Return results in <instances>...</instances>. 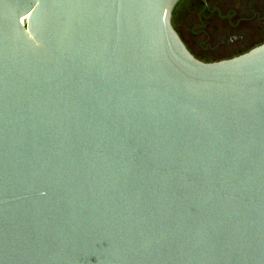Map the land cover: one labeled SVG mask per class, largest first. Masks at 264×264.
Wrapping results in <instances>:
<instances>
[{
    "label": "water",
    "instance_id": "1",
    "mask_svg": "<svg viewBox=\"0 0 264 264\" xmlns=\"http://www.w3.org/2000/svg\"><path fill=\"white\" fill-rule=\"evenodd\" d=\"M179 1L0 0V264H264V42Z\"/></svg>",
    "mask_w": 264,
    "mask_h": 264
},
{
    "label": "rangeland",
    "instance_id": "2",
    "mask_svg": "<svg viewBox=\"0 0 264 264\" xmlns=\"http://www.w3.org/2000/svg\"><path fill=\"white\" fill-rule=\"evenodd\" d=\"M197 2L198 0H180L172 13V25L179 33L188 50L194 57L203 62H212L236 56L238 54L235 49L238 46L237 41L231 48L218 42L221 36L228 34L229 31L242 34L241 28L243 24L235 25L233 21L228 23L218 17L216 13H204L205 15L199 18L200 7H198ZM263 13L262 11L259 18L264 16ZM263 41L264 18L260 20L253 18L247 23V40L245 43L242 42L243 51H247Z\"/></svg>",
    "mask_w": 264,
    "mask_h": 264
},
{
    "label": "flooded vegetation",
    "instance_id": "3",
    "mask_svg": "<svg viewBox=\"0 0 264 264\" xmlns=\"http://www.w3.org/2000/svg\"><path fill=\"white\" fill-rule=\"evenodd\" d=\"M197 3L198 7H200V11L198 12L199 18L205 15L204 13H216L218 14V17L228 23L233 21L235 25L239 23L243 24L241 28L243 31L242 34L229 31L228 34L221 36L218 43L228 45V47L231 48L235 44V41H237V45L239 46L235 47L236 53H238L237 55L245 53L251 49L250 48L247 51H243L244 48L242 47V42L245 43L247 40V23L253 18H258L259 20L264 18V16L259 18V16L262 14V11L264 12V0H198ZM239 9H241V11H239Z\"/></svg>",
    "mask_w": 264,
    "mask_h": 264
}]
</instances>
